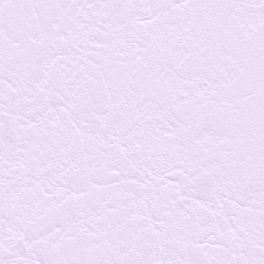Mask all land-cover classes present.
<instances>
[{"label": "snow or ice", "instance_id": "obj_1", "mask_svg": "<svg viewBox=\"0 0 264 264\" xmlns=\"http://www.w3.org/2000/svg\"><path fill=\"white\" fill-rule=\"evenodd\" d=\"M0 264H264V0H0Z\"/></svg>", "mask_w": 264, "mask_h": 264}]
</instances>
